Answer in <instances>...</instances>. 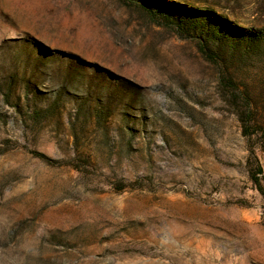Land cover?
Masks as SVG:
<instances>
[{
  "label": "rangeland",
  "instance_id": "rangeland-1",
  "mask_svg": "<svg viewBox=\"0 0 264 264\" xmlns=\"http://www.w3.org/2000/svg\"><path fill=\"white\" fill-rule=\"evenodd\" d=\"M0 264H264V0H0Z\"/></svg>",
  "mask_w": 264,
  "mask_h": 264
},
{
  "label": "trees",
  "instance_id": "trees-1",
  "mask_svg": "<svg viewBox=\"0 0 264 264\" xmlns=\"http://www.w3.org/2000/svg\"><path fill=\"white\" fill-rule=\"evenodd\" d=\"M253 183L256 185L258 184V179L256 177H254Z\"/></svg>",
  "mask_w": 264,
  "mask_h": 264
}]
</instances>
